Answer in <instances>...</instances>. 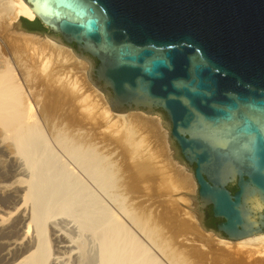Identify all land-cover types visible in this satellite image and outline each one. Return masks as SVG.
Wrapping results in <instances>:
<instances>
[{"label":"water","instance_id":"water-1","mask_svg":"<svg viewBox=\"0 0 264 264\" xmlns=\"http://www.w3.org/2000/svg\"><path fill=\"white\" fill-rule=\"evenodd\" d=\"M24 1L48 37L89 63L112 110L162 117L206 231L264 233V0ZM22 18L18 30L44 35Z\"/></svg>","mask_w":264,"mask_h":264},{"label":"bare ground","instance_id":"bare-ground-1","mask_svg":"<svg viewBox=\"0 0 264 264\" xmlns=\"http://www.w3.org/2000/svg\"><path fill=\"white\" fill-rule=\"evenodd\" d=\"M21 15L36 17L24 0H0V31L15 42L13 33L22 34L21 42L31 44L26 48L50 45L75 54L46 33L18 30L14 23ZM2 54L0 264H165L157 251L171 264H186L149 217L137 213L120 181L117 159L103 153L99 142L76 140L62 128L54 129L55 123L49 135L43 130L30 94ZM130 112L117 114L128 119ZM238 241L241 254L264 255V233ZM243 260L235 264H246ZM254 262L264 264V257L256 255Z\"/></svg>","mask_w":264,"mask_h":264},{"label":"rangeland","instance_id":"rangeland-1","mask_svg":"<svg viewBox=\"0 0 264 264\" xmlns=\"http://www.w3.org/2000/svg\"><path fill=\"white\" fill-rule=\"evenodd\" d=\"M23 35L24 38L29 36ZM12 36L19 43L0 34V53L3 52L2 56L15 68L30 94L43 130L49 135L53 127L62 128L76 140L99 142L103 153L115 157L120 181L137 213L149 217L169 249L183 259L181 261L235 264L243 257L246 264H253L254 256L264 257L263 254L243 255L239 241L219 237L201 226L197 214L190 209L193 197L186 194L196 195L198 184L174 156L169 130L156 118L162 119L161 116L132 110L128 119L121 118L89 80L87 61L67 48L56 50L50 45L36 48V44H32L35 48H26L25 45L31 44L21 42L22 34ZM222 239H228L229 245L225 246ZM155 253L165 264H171L158 251Z\"/></svg>","mask_w":264,"mask_h":264},{"label":"trees","instance_id":"trees-1","mask_svg":"<svg viewBox=\"0 0 264 264\" xmlns=\"http://www.w3.org/2000/svg\"><path fill=\"white\" fill-rule=\"evenodd\" d=\"M22 20L24 21L25 23V26L31 30V31H42V32H45V28L44 26L42 25L41 21L39 19H34V20H29L27 18H22ZM230 189L235 192L238 188L236 185H230ZM209 217L210 219H212L214 221L213 223V227H216L217 223L219 222V220L215 219L212 215V211H211V208H210V211H209Z\"/></svg>","mask_w":264,"mask_h":264},{"label":"flooded vegetation","instance_id":"flooded-vegetation-1","mask_svg":"<svg viewBox=\"0 0 264 264\" xmlns=\"http://www.w3.org/2000/svg\"><path fill=\"white\" fill-rule=\"evenodd\" d=\"M231 185H236V184H231ZM237 186V185H236ZM230 187V186H229ZM205 222L208 226L213 227L214 221L210 219L209 217V212L205 215Z\"/></svg>","mask_w":264,"mask_h":264}]
</instances>
